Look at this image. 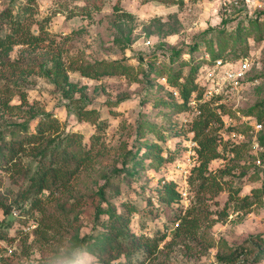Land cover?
<instances>
[{
	"label": "rangeland",
	"instance_id": "1",
	"mask_svg": "<svg viewBox=\"0 0 264 264\" xmlns=\"http://www.w3.org/2000/svg\"><path fill=\"white\" fill-rule=\"evenodd\" d=\"M96 1L99 10H94L92 0H0V14L10 8L17 18L26 19L23 10L32 7L30 21L52 19L45 26L56 41V51H62L69 79L86 87L84 93L64 98L42 76V67L51 66L44 48L17 46L9 56H0V131L8 140L22 127L35 133L41 118L53 114L60 124V141L77 133L90 148V138L95 135L99 137L95 147L102 150L73 181L72 195L59 196L64 212L53 204L44 218L34 212L26 217L22 214L30 208V202L23 204L19 197L28 181L0 169V235L10 237L9 241L0 239V264H68L82 243L95 254L81 256L71 264H100L95 249L105 245L102 223L108 218L98 216L97 209L108 205L129 218L131 233L167 235L145 264H220L218 257H230L242 247L248 255L237 264H264V0H230L226 4L219 0ZM85 5L93 11L90 19L80 12ZM70 11L77 17L67 19ZM2 28L3 35L10 33L6 22ZM31 28L38 31L36 25ZM173 52L183 53L175 57V63L170 62ZM208 56L248 59L251 71L237 90H226L221 99L202 107V113L199 102L196 106L189 102L178 110L161 105L183 103L180 89L191 67ZM101 62L122 63L126 72L101 80L80 74L81 68ZM183 62L190 64L182 68L178 88L167 80ZM28 67L34 72H23ZM206 83L201 72V97L205 88L200 85ZM80 109L91 113L88 122L80 120ZM213 110L226 117V123L213 118L200 139H216L214 149L220 157L210 161L205 173L222 175L224 190L217 197L202 195L198 199L200 182L193 186L190 177H196L195 170L203 162L198 153L200 143L188 179L179 165L187 169V157L194 147L192 126L207 119ZM254 122L263 127L256 134L259 149L243 144L247 147L234 154L224 135L234 130L248 132ZM145 143L159 145L164 158L173 153L174 160L155 162ZM31 161L29 156L19 159L15 171L26 169ZM162 181H174L180 189H187L188 198L182 197L170 207L162 205L158 191ZM81 200L85 204L70 212L71 204ZM250 202L254 204L243 210ZM1 203L12 206L11 214H4ZM126 205L139 213L129 214ZM187 210L197 215L198 229L169 245L181 223L179 216H185ZM33 219L43 221L42 225ZM139 259L143 261L142 256Z\"/></svg>",
	"mask_w": 264,
	"mask_h": 264
},
{
	"label": "trees",
	"instance_id": "2",
	"mask_svg": "<svg viewBox=\"0 0 264 264\" xmlns=\"http://www.w3.org/2000/svg\"><path fill=\"white\" fill-rule=\"evenodd\" d=\"M92 1L94 3V10H99L100 7L97 5V1ZM151 1L164 2L163 0ZM172 2L175 5H180L182 3V1L178 4H176L177 1ZM86 6L87 5L80 7V12L83 13V17L90 19L93 11L87 9ZM31 8L26 7L23 10L22 16H28L26 19L17 18L13 15V11L10 8L0 14V56H9L17 46L28 47L33 50L44 48V56L50 58L51 66L48 68L42 67L44 72L42 76L47 78L66 99L71 98V96L76 93H84L86 90L85 86L80 87L78 84L70 81L68 75L69 71L66 67L62 51H56V41L50 37V34L46 29V23L50 22L52 19L47 18L43 21H30L31 18L34 17V10ZM116 9L118 10V8ZM70 12L71 13L67 19L77 17V15L74 14L75 12ZM5 22L9 25L10 33L3 35L2 26ZM32 25L38 27L36 33L32 30ZM53 46L54 49H52ZM181 54L183 55V53L173 52L170 62L175 63V57L179 58ZM219 58L223 57L216 56L210 58L211 61L206 58V61H203L202 64L191 67L189 77L180 89L182 104L163 102L161 105L173 106L175 110H178L183 109L184 107L186 108V105L192 101L194 95H197V98L200 99L201 89L198 85L199 75L203 68L211 66L212 62ZM121 64L122 63L119 62H101L95 67L81 68L79 71L84 78L101 80L104 77L125 73L127 67H125V65L122 66ZM189 64V62L180 63L181 69L174 71L173 75L167 80V82L170 85L179 88L180 81L183 78L182 68L184 66L187 67ZM26 70L27 71L23 72L31 73L34 72L35 69L28 67ZM39 76L41 77V75ZM22 97L23 101L27 102L25 94H22ZM208 105L210 104L201 106L200 112L202 113V107H208ZM90 114V112L83 109L79 110L80 120L88 122L90 120ZM220 115L222 114L213 110V113H211L207 119H200L194 123L191 129L194 134V141L198 142V144L200 143L199 145L201 148L199 146L198 153L203 160L202 165L195 170L197 171L196 177H192V175L190 177L191 185L194 186L197 181L200 182L196 193L198 199H200V196L202 195L217 197L224 190V183L222 182V179H220L222 178V175H207L205 173L206 166L210 161L220 157L214 149L216 139L212 137H208L205 141L200 139L205 128L208 127L213 118H216L220 123L222 122ZM22 128L23 130L20 129L18 132L13 131L12 137L9 140L0 131V169L5 173L11 174V176L19 175L28 181L27 187L19 194V197L23 204L30 202V208H25L22 211V214L25 216L29 215V212H34L36 215L43 216L44 218L47 215L46 213L49 212V207L53 204L61 211L66 208L65 204L59 202V196L63 194L72 195L71 189L73 188V181L79 176L81 171L87 169L86 167L93 163L94 159L102 152V150H98L95 147L98 143L99 137L94 135L90 138V148H87L86 143H84L83 136L77 133H72L71 135H68L64 141H60V124L57 119L53 118V114H48L41 118L35 129V133H30L28 127ZM261 143L264 145V136L261 138ZM230 147L234 154H237L241 147L247 146L231 145ZM144 148L148 149L151 156L154 154V157L151 158H153L155 162L162 163L164 161L171 162L174 160L173 153L171 152L167 155L168 157L166 156L164 158L162 155L163 151L159 145L146 144ZM26 156L32 158L31 163L27 165L26 169L19 168L15 171L18 160ZM129 174H132V172ZM158 191L159 203L167 207L180 203L183 200L179 191V185L174 181H164L162 187H160ZM238 192L239 191L237 190L236 193ZM75 203L71 204L70 212H74L78 206L85 204L82 200L76 201ZM1 204L4 209V214H11L12 206L7 205L6 203ZM253 204L254 202L246 203L242 209L247 210ZM125 208L129 214L139 213L135 207H128L126 205ZM50 213L51 211L48 214ZM97 214L98 216L105 215L108 218L107 221L102 223V226L106 230V233L103 234L105 245L102 247H96L95 249L97 250L96 256L100 264H145L146 261L148 262L156 255L160 248V244L167 238V235L165 234L160 237H146L131 233L128 228L129 218L121 213L118 214L117 210L110 205H108L107 208L103 207L102 209H97ZM34 217L35 216L32 215V218ZM33 220L34 222L36 221L35 219ZM178 220H180L181 223L176 229L175 236L169 245L174 244L176 240L181 237L194 234L198 229L197 215L192 214L190 210H187L185 216L180 215ZM36 222L40 226L43 221ZM24 234L26 236L28 235L26 232ZM0 239L3 241H9L10 237L7 235H0ZM125 239L128 240L126 243L124 241ZM77 252V255L70 256L68 264H71L75 259L86 254L89 256L95 254L89 246L85 248L83 243ZM246 255H248V250L247 248L242 247L234 255L227 258L218 257V260L220 264H237L239 260ZM141 256L143 257V261L142 259H139Z\"/></svg>",
	"mask_w": 264,
	"mask_h": 264
},
{
	"label": "built area",
	"instance_id": "3",
	"mask_svg": "<svg viewBox=\"0 0 264 264\" xmlns=\"http://www.w3.org/2000/svg\"><path fill=\"white\" fill-rule=\"evenodd\" d=\"M221 3H230V0H219ZM207 59L211 61L210 57L208 56ZM251 71L250 63L248 59H240V60H226L224 58H219L212 62L211 66L205 67L202 69V74L205 73V79L207 81L206 84L200 85L205 88V94L200 99L197 98V95L193 96V99L191 101L192 106H196L199 102L200 104H211L213 100H219L224 95L227 94L226 90L231 89L232 91L237 90L238 85L243 82L248 73ZM217 103V102H215ZM218 105V103H217ZM220 114V113H219ZM221 116L222 123H226V117L223 115ZM251 118L245 119L250 121ZM252 129L250 131L245 132L242 130H234L231 131L229 134L224 135V139L226 142H228L231 145H243V144H249L251 143V146L254 148L259 149V145H261L258 142V137H256V134L259 133L263 127L260 123H252L251 124ZM248 134H251L250 137ZM254 135V138L251 136ZM194 147H192L193 151L190 152V155L187 157L186 166L187 169L180 166L181 172H183L185 175V179H188V175L190 174V169L188 168H194L196 164H194V161L192 159H195L197 155L196 148L198 147V143L196 141H191ZM263 147V146H262ZM191 149V150H192ZM264 149V148H263ZM195 150V151H194ZM261 164V160L258 161V165ZM185 170H187L185 172ZM179 191L183 197L184 200L188 198V190L187 189H180Z\"/></svg>",
	"mask_w": 264,
	"mask_h": 264
}]
</instances>
